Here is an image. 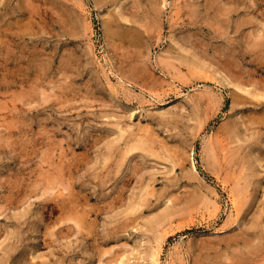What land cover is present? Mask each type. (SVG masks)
<instances>
[{"label": "rangeland", "instance_id": "rangeland-1", "mask_svg": "<svg viewBox=\"0 0 264 264\" xmlns=\"http://www.w3.org/2000/svg\"><path fill=\"white\" fill-rule=\"evenodd\" d=\"M261 86L264 0H0V264H264Z\"/></svg>", "mask_w": 264, "mask_h": 264}, {"label": "bare ground", "instance_id": "bare-ground-1", "mask_svg": "<svg viewBox=\"0 0 264 264\" xmlns=\"http://www.w3.org/2000/svg\"><path fill=\"white\" fill-rule=\"evenodd\" d=\"M123 18H124V16H123ZM115 18L111 15H109V21L107 20V24H108V26H109V28L108 29H110L111 31L113 30V27H114V24H115V20H114ZM106 23V22H105ZM117 25H119V26H121L119 23H117ZM117 29H119V28H116V30ZM115 31V30H114ZM120 31V30H119ZM116 33H117V31H116ZM119 33V32H118ZM115 34V33H114ZM122 34V33H121ZM120 34V35H121ZM248 84V83H247ZM262 88H263V90H264V86H261ZM262 94V93H261ZM264 94V93H263ZM262 94V95H263ZM258 97H259V95H258ZM264 97V96H263ZM264 102V101H263ZM150 143H152L151 142V139H149V140H147V139H143V138H139V139H137L134 143H132V144H130V145H128L127 147H126V149L124 150V152H123V155L126 157L127 156V154L128 153H130L134 148H141V149H143L145 152H148V153H150V154H154V155H161V152L159 151H157L156 149H155V147L153 146V144H150ZM123 159V158H122ZM255 168V167H254ZM253 173H254V171H253ZM109 176H111V175H109ZM243 177H245L246 178V184H250V179L248 178V176L246 175V174H243ZM242 177V178H243ZM75 184V183H74ZM240 188L241 189H244L245 188V186H240ZM17 189L19 190V188L17 187ZM125 189V187L123 186L122 188H121V190L120 191H123ZM50 190V187H48L47 189H46V192H48ZM17 191V190H16ZM21 191V190H20ZM20 191H18L19 193L18 194H20ZM45 192V193H46ZM15 193V192H14ZM17 194V195H18ZM14 195V194H13ZM16 196V195H15ZM18 197V196H17ZM11 198V197H10ZM46 199V198H45ZM10 200V199H9ZM20 200V199H19ZM143 201H145V199L143 198L141 201H140V206L143 204ZM13 202V201H12ZM15 203H16V200H15ZM5 206V205H4ZM4 206L2 205V207L4 208ZM8 206V205H7ZM0 215H2V213H0ZM74 222H76V224H78L79 225V227L80 228H83V225L79 222L80 220H81V218H80V214H77V217H75L74 219ZM114 228V227H113ZM115 229V228H114ZM58 230V229H57ZM61 230V229H60ZM59 230V231H60ZM81 230V229H80ZM53 232H54V230H53ZM52 232V233H53ZM158 252L157 251H155L154 252V254H153V264H159V260H158Z\"/></svg>", "mask_w": 264, "mask_h": 264}]
</instances>
